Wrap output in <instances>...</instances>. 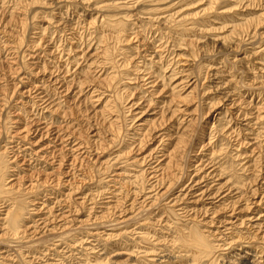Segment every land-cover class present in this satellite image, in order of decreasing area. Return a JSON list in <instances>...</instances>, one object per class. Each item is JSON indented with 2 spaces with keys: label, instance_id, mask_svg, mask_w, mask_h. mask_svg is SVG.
<instances>
[{
  "label": "rangeland",
  "instance_id": "374dc122",
  "mask_svg": "<svg viewBox=\"0 0 264 264\" xmlns=\"http://www.w3.org/2000/svg\"><path fill=\"white\" fill-rule=\"evenodd\" d=\"M1 161L0 264H264V0H0Z\"/></svg>",
  "mask_w": 264,
  "mask_h": 264
},
{
  "label": "bare ground",
  "instance_id": "6f19581e",
  "mask_svg": "<svg viewBox=\"0 0 264 264\" xmlns=\"http://www.w3.org/2000/svg\"><path fill=\"white\" fill-rule=\"evenodd\" d=\"M122 22L120 20H117V19H114V18H110L108 20V23H107V27H108V30L111 32L112 35H116L118 39H120V35L125 31L124 29V26H122ZM110 36V35H109ZM112 39V38H111ZM116 40V39H115ZM115 45V44H114ZM118 51V50H117ZM116 51V53H117ZM115 53V54H116ZM106 56L108 57V60L110 62L113 63V66L117 67L116 63H115V56H114V53H113V50L112 49H109L107 50V52L105 53ZM124 65V63H123ZM125 66H128V62L126 61V64ZM121 69V68H120ZM119 72V70H118ZM113 76V75H112ZM111 76V77H112ZM115 76V75H114ZM108 82H111V85L113 84V86L117 85L118 83V80L116 79V77H112L108 80ZM112 89V88H111ZM147 92V91H146ZM143 99H138L137 101H141ZM150 106V105H149ZM153 125V124H152ZM112 129V128H111ZM114 132V131H113ZM142 134H141V137H142V140L140 142V145L139 147L141 148L142 146V143L145 142V140H147L148 137H151V135L148 133L149 131H146V129H142L141 130ZM61 135V134H60ZM60 137V136H59ZM64 137V136H63ZM66 138V137H65ZM62 140V139H60ZM68 140V139H67ZM66 140V141H67ZM65 141V142H66ZM63 142V141H62ZM64 142V143H65ZM66 146H64L65 148ZM61 150V149H60ZM67 150V149H66ZM175 150V148H174ZM173 150V151H174ZM65 151V149H64ZM62 152V151H61ZM58 154V153H57ZM169 154V153H168ZM55 157V156H54ZM61 157V156H59ZM63 157V156H62ZM54 159V158H53ZM64 159V158H63ZM150 160V159H149ZM65 161V159H64ZM2 161L0 162V180L5 176V175H2V170L4 169V166H2ZM3 186L0 185V191L2 192L3 191ZM20 217V212H17L15 218L13 219V225L15 224V222L18 220V218ZM183 234V232H182ZM183 243L185 245L186 248H189L191 251H192V254H193V258L195 261H197L198 259H200L203 255H209L211 253V249H210V246H209V243L205 237V235H203L201 232H199L197 229H193L191 230L186 237H183Z\"/></svg>",
  "mask_w": 264,
  "mask_h": 264
}]
</instances>
